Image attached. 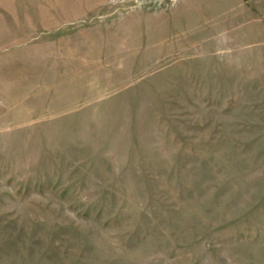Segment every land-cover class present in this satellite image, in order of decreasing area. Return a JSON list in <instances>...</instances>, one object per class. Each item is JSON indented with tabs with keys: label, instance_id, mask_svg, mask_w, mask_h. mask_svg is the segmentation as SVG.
Wrapping results in <instances>:
<instances>
[{
	"label": "rangeland",
	"instance_id": "374dc122",
	"mask_svg": "<svg viewBox=\"0 0 264 264\" xmlns=\"http://www.w3.org/2000/svg\"><path fill=\"white\" fill-rule=\"evenodd\" d=\"M0 264H264V0H0Z\"/></svg>",
	"mask_w": 264,
	"mask_h": 264
}]
</instances>
